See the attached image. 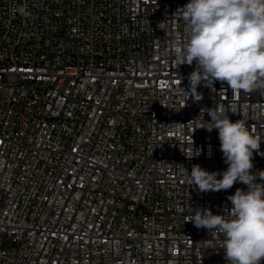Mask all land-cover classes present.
<instances>
[{
    "label": "built area",
    "instance_id": "2783aa9c",
    "mask_svg": "<svg viewBox=\"0 0 264 264\" xmlns=\"http://www.w3.org/2000/svg\"><path fill=\"white\" fill-rule=\"evenodd\" d=\"M188 2L0 0V264H227L224 236L186 220L229 216L247 186L201 193L180 166L226 170L195 120L223 107L261 137L264 170V90L191 96L195 61L171 47Z\"/></svg>",
    "mask_w": 264,
    "mask_h": 264
},
{
    "label": "clouds",
    "instance_id": "9594fccd",
    "mask_svg": "<svg viewBox=\"0 0 264 264\" xmlns=\"http://www.w3.org/2000/svg\"><path fill=\"white\" fill-rule=\"evenodd\" d=\"M20 11L27 14L23 8ZM174 15L184 21L183 38L171 46L176 67L192 65L195 61L196 67L188 81L190 94L196 101L202 99L197 93L201 82L227 83L236 94L264 90V0H189ZM184 92L189 96V92ZM206 111L210 122L203 120V112L195 120H200L202 125L198 128L218 130L227 168L209 172L193 165L189 173L181 165V174L201 193L228 190L237 182L247 189L237 188L227 197L231 202L229 216L197 208L186 221L224 236L221 245L227 264H261L264 261V170L252 172L253 153L259 152L261 137L244 119L233 122L228 116L229 109L214 107ZM194 153L187 157L200 154Z\"/></svg>",
    "mask_w": 264,
    "mask_h": 264
}]
</instances>
